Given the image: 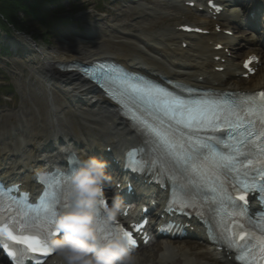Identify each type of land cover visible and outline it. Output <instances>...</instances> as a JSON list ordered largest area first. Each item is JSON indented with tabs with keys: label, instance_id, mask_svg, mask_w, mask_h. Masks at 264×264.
Segmentation results:
<instances>
[{
	"label": "bare ground",
	"instance_id": "6f19581e",
	"mask_svg": "<svg viewBox=\"0 0 264 264\" xmlns=\"http://www.w3.org/2000/svg\"><path fill=\"white\" fill-rule=\"evenodd\" d=\"M164 1L154 4L131 2L133 9L145 17H138L140 23L129 28L124 23L107 25L98 22V36H76L75 44L66 45L63 51L42 48L39 53L31 52L32 47L27 44L25 51L33 72L45 82L46 99L42 111L36 110L35 123L30 121L31 127L25 121L24 131H13L15 134L9 138L5 135L1 137L0 180L21 181L24 188L28 189L33 179L32 172L59 165L71 150L78 152L82 159L87 156L104 159L105 150L109 147L112 148L110 157L113 163L120 165L122 154L137 145V138L118 118L115 108L74 74L59 72L55 68L58 64L107 58L129 70L154 78L164 77L191 86L213 89H224V84L228 82L229 90L239 89L243 82L240 77L243 71L240 65L233 64L231 58L223 52L229 47V55H234L236 52L232 50L239 41L234 36L223 35L222 31H232V27L241 22L242 13L226 10L212 20L204 9L199 11V7L203 6L201 2L194 8H188L185 3L189 0ZM258 1L253 7L250 5L249 9L256 10V25L264 27V0ZM127 9L130 11L129 7ZM164 21L168 24L158 28ZM181 26H200L208 34L186 35L179 30ZM216 28H220V32ZM258 41L259 44L255 41V47L247 50H257L259 58L254 76L244 82L245 90L250 92L264 89L255 86L258 80L264 79V38ZM252 42L246 40L244 44ZM17 44L15 42L14 46ZM218 45H222L223 50H215ZM217 56L224 63L215 62ZM218 67L224 70L216 72ZM54 91L65 97L67 102L60 101ZM112 190L107 188L110 195ZM155 193L161 200L166 198V192H156L152 187H140L134 197L136 200L137 197L147 199ZM193 234L201 241L198 244L191 242L189 245L193 248L174 246V243L166 239L156 255L151 257L164 264H168L167 261H171L170 264H231L224 253L203 241V232L198 228H194ZM201 244L204 247L194 251ZM164 250H168L170 256L161 261L160 253ZM139 255L140 264L153 262L150 255ZM0 264H5L1 258ZM45 264H53V258Z\"/></svg>",
	"mask_w": 264,
	"mask_h": 264
},
{
	"label": "snow or ice",
	"instance_id": "6c2138e0",
	"mask_svg": "<svg viewBox=\"0 0 264 264\" xmlns=\"http://www.w3.org/2000/svg\"><path fill=\"white\" fill-rule=\"evenodd\" d=\"M255 59L254 56L249 57L244 62L248 72L254 71L249 65ZM93 78L98 82H118V89L105 84L106 90L124 109H136L131 114L132 126L145 138L151 150L137 149L129 153V157L140 155L142 160L147 158L150 171L158 166L157 175L161 178L167 176L173 185L174 196L178 188L183 193V208L193 210L189 214L194 213L203 219L207 210L213 216L219 232L210 227L209 240L214 243L223 240L227 247L236 249V259L244 264L264 261V208L259 213L258 222L249 216L247 208L248 196L254 192L261 194L260 201L264 203V90L216 93L188 89V94L181 96L122 69H105L103 66L98 73H93ZM133 170L136 171L135 168ZM160 182L163 183V179ZM52 187L51 184L45 186L38 205L45 213L44 221L48 226L53 223L61 206L64 209L68 207L65 201L69 190H61L57 184L56 190L51 191ZM9 191H18V188ZM233 192L237 194L233 196ZM6 195L0 189V197ZM49 196L54 202H45ZM27 197L28 194L24 193L19 200L14 197L8 199L36 211L27 203ZM166 211L174 214L181 209L169 202ZM100 221V232L107 234L102 235L103 238L116 231L105 229L103 218ZM20 223L22 228H13L0 221V234L11 242L0 246L12 259V264H21L24 258L34 259L35 264H44L43 258L53 255L47 246V237L58 233L49 227L45 235L39 225L27 220ZM134 227L136 232H140L144 224ZM164 227L170 226H162V230ZM257 227L258 235L254 234ZM121 231L136 248L133 233ZM143 239L147 243L146 235ZM252 240L257 241L255 248L251 246ZM14 246L20 247L14 249ZM244 249H248L247 254H242ZM256 249L259 250L258 256L254 255Z\"/></svg>",
	"mask_w": 264,
	"mask_h": 264
},
{
	"label": "rangeland",
	"instance_id": "374dc122",
	"mask_svg": "<svg viewBox=\"0 0 264 264\" xmlns=\"http://www.w3.org/2000/svg\"><path fill=\"white\" fill-rule=\"evenodd\" d=\"M131 2H145L148 4L165 3L164 0H69L64 1V7L61 9L66 14L63 19L69 18V22L62 24L56 18H45L51 21L49 27H46L38 22L28 19L26 21L25 37L18 33H13L11 36L3 35L1 42L8 48L13 49V55L0 56V139L5 135L12 137L13 131H24L25 121L31 127V120L36 121V110L42 111V105L45 101V82L38 74L33 72L32 65L28 55L25 53L28 38L34 36L36 44L41 46V40L46 43L41 46L44 49H56L63 51L65 46H73L75 44L76 36L96 37L100 33L98 31V24L104 22L107 25L126 24L131 28L133 24L140 23L138 17H143L136 12ZM69 3V4H67ZM130 8V11L127 9ZM145 17H143L144 19ZM166 21L160 23L158 28L166 26ZM257 35V34H256ZM234 37L239 38L242 42L249 40L250 35L244 30H235ZM258 39L262 40V36L258 34ZM18 42L16 46L14 43ZM72 42V43H70ZM74 42V43H73ZM64 43H70L64 44ZM252 44L237 45L235 54L232 55V62L238 63L244 57L246 50L254 47ZM241 52V53H240ZM228 85V83H225ZM241 88H245L242 84ZM56 97L60 101H66L65 97L54 91ZM67 102V101H66ZM114 169V168H113ZM175 246L189 247L191 242L199 243L195 238H185L181 241H174ZM163 241H157L154 245L138 251V254L156 255V251L160 249ZM202 246L198 245L194 251L201 250ZM193 251V250H192ZM158 259H153L151 264H164ZM166 263L170 264L171 261Z\"/></svg>",
	"mask_w": 264,
	"mask_h": 264
},
{
	"label": "clouds",
	"instance_id": "9594fccd",
	"mask_svg": "<svg viewBox=\"0 0 264 264\" xmlns=\"http://www.w3.org/2000/svg\"><path fill=\"white\" fill-rule=\"evenodd\" d=\"M256 87H264V79ZM108 162L96 156L79 159L69 183L70 204L56 216L54 230L59 238L47 242L53 253V264H140L141 257L131 246L123 231L103 238L98 212L104 213V224L114 223L126 211L119 196L111 203L104 199V185L111 179ZM170 256L168 250L160 253L161 261Z\"/></svg>",
	"mask_w": 264,
	"mask_h": 264
},
{
	"label": "trees",
	"instance_id": "16d2710c",
	"mask_svg": "<svg viewBox=\"0 0 264 264\" xmlns=\"http://www.w3.org/2000/svg\"><path fill=\"white\" fill-rule=\"evenodd\" d=\"M64 1L0 0V56L12 55V51L1 42L2 36H11L15 32L25 33L28 19L46 27H49L51 21L45 18H56L62 23L69 22V18H62L66 14L63 10L61 11ZM66 1L69 2V0Z\"/></svg>",
	"mask_w": 264,
	"mask_h": 264
},
{
	"label": "water",
	"instance_id": "95a60500",
	"mask_svg": "<svg viewBox=\"0 0 264 264\" xmlns=\"http://www.w3.org/2000/svg\"><path fill=\"white\" fill-rule=\"evenodd\" d=\"M30 50H31V52H34V51H35V50H33V49H30ZM25 53H26V51H25ZM26 54H27V53H26ZM83 83L86 84V85H88L87 82H85V81H84ZM88 86H89V85H88ZM93 90H94V89H93ZM94 91H95V90H94Z\"/></svg>",
	"mask_w": 264,
	"mask_h": 264
}]
</instances>
